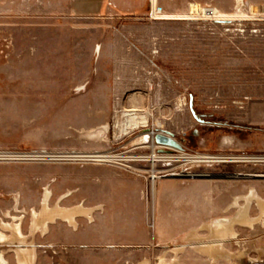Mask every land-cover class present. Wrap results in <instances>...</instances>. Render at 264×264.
<instances>
[{"label": "rangeland", "instance_id": "obj_1", "mask_svg": "<svg viewBox=\"0 0 264 264\" xmlns=\"http://www.w3.org/2000/svg\"><path fill=\"white\" fill-rule=\"evenodd\" d=\"M209 4L231 21L198 18ZM150 6L141 19L58 17L42 0H0V229L12 234L1 221L19 222L29 236L0 244L10 264L20 243L35 247L33 264L264 256V218L221 240L202 228L235 216L236 196L255 188L264 197V179L188 175L264 174V21L240 20L241 0L163 6L190 15L157 20ZM130 109L148 123L122 133ZM47 191L50 207L80 205L92 217L76 215V227L56 218L33 234ZM249 213H260L255 202ZM209 240L221 242L216 257L202 249Z\"/></svg>", "mask_w": 264, "mask_h": 264}, {"label": "bare ground", "instance_id": "obj_2", "mask_svg": "<svg viewBox=\"0 0 264 264\" xmlns=\"http://www.w3.org/2000/svg\"><path fill=\"white\" fill-rule=\"evenodd\" d=\"M207 13L206 9H203L202 14L205 15ZM124 115V120L118 125L121 128L122 133H127L129 130L138 128L140 126H146L148 123V116L147 114H141L138 113L136 109H130V110H124L123 112ZM105 126H102L99 128L98 132L102 129H105ZM144 136V135H143ZM147 136L141 138L145 139ZM89 156V155H88ZM95 156L99 157H105L107 155L103 154H94ZM204 158H211L213 156H200ZM153 158V159H152ZM153 162L157 159V157L152 155L150 157ZM155 159V160H154ZM100 160V159H99ZM154 173V172H153ZM155 174V173H154ZM153 174L152 179L155 180L156 175ZM174 174V173H173ZM253 188V187H252ZM46 191V189H45ZM65 195V194H64ZM50 196V192L45 193V197L43 198V207L41 211L38 213L37 211L34 212L35 218L33 221V228H32V233L34 234L35 230L38 229V226H42L41 228L43 231L47 230V222L49 221H55L56 218L63 219L67 221L71 226L76 227L77 222L75 220L76 215L80 214H90L89 211L90 209L84 208L83 206H74L71 208L67 207H61V206H56V207H50L47 204V200ZM240 199H244L246 202L245 204H241L238 201ZM236 204H238L239 210L238 213L231 217V218H226V219H216L213 222V227L214 231L213 234L220 237V238H228V237H234L237 235V230L235 225H240V226H248V227H254V224L258 223V221L263 220L264 218V197L259 195L256 191L255 188L251 189L248 194L245 195H240L236 196ZM256 203L257 206L260 209V213L257 216H252L249 213V209L251 207L252 203ZM57 205V204H56ZM34 216V215H33ZM90 216V215H89ZM92 217V215L90 216ZM1 226L3 228H10L12 231V234H8L4 232L3 230L0 229V244L4 243H11L13 241H19V242H24L27 241V236L26 234L23 233L21 223H11V222H6L4 220L1 221ZM209 225H202V228H207ZM211 226V225H210ZM211 230V229H210ZM191 236L193 238L198 237L199 234L194 231ZM204 247H202L203 249ZM220 248V243L217 242H211L208 247L206 246L205 249L209 250L212 253H216L217 250ZM10 250L15 251L16 259L18 260V264H33L36 260L37 257V251L35 247H28L27 245L24 246V244L17 245L15 247H11ZM175 250V249H174ZM208 252V251H206ZM6 250L5 248L0 249V264H10L8 258L5 256ZM174 262V261H173ZM135 264H150L148 259H145L139 263ZM159 264H166L163 263L162 261L159 262ZM176 264V263H173Z\"/></svg>", "mask_w": 264, "mask_h": 264}, {"label": "crops", "instance_id": "obj_3", "mask_svg": "<svg viewBox=\"0 0 264 264\" xmlns=\"http://www.w3.org/2000/svg\"><path fill=\"white\" fill-rule=\"evenodd\" d=\"M158 2L160 3V0H158ZM42 3L47 9L56 11L58 17L62 16L61 14L75 17L78 13H81V15H95L103 18L107 17L113 19H121L123 17L131 16L135 19H141L143 18L144 14L148 13L149 8L151 7L150 0H42ZM162 3L163 6L169 11H183L187 8L189 0H162ZM189 15L190 14H182V16L184 17H188ZM235 201L236 197L235 200L228 205V208L236 205ZM226 218L227 217L220 219ZM215 220H213L211 223L203 224L209 225L207 228L211 229V233L213 236H216L213 234V222ZM219 239L221 240L226 238L219 237ZM211 242H217L221 245V242L219 240H209L208 242L202 243V247L207 246ZM220 251H222L221 246L216 253H209L216 257V255L219 254Z\"/></svg>", "mask_w": 264, "mask_h": 264}, {"label": "built area", "instance_id": "obj_4", "mask_svg": "<svg viewBox=\"0 0 264 264\" xmlns=\"http://www.w3.org/2000/svg\"><path fill=\"white\" fill-rule=\"evenodd\" d=\"M152 1V10H151V17L155 20L157 19H171V18H177V17H183L182 15L178 14H170L166 12V10L163 8L162 5L159 4L158 0H151ZM259 1V2H257ZM260 2H264V0H241L242 6H247V9L245 11H242V14L238 17L240 20L243 21H264V3L258 4ZM204 8L206 9L207 13L202 16H197L201 20H209V21H217V20H223V21H231L232 17L230 16V13H221L219 10L209 5H204ZM237 18V19H238ZM238 19V20H239ZM241 32L245 31V28L242 26V24L239 25L238 28ZM257 29H254L256 31ZM249 264H264V256L260 257H252L249 261Z\"/></svg>", "mask_w": 264, "mask_h": 264}, {"label": "water", "instance_id": "obj_5", "mask_svg": "<svg viewBox=\"0 0 264 264\" xmlns=\"http://www.w3.org/2000/svg\"><path fill=\"white\" fill-rule=\"evenodd\" d=\"M157 140L166 142L171 145H177L176 142L168 136H157ZM190 177H202V178H229V179H264V174L250 175L243 173H190Z\"/></svg>", "mask_w": 264, "mask_h": 264}]
</instances>
